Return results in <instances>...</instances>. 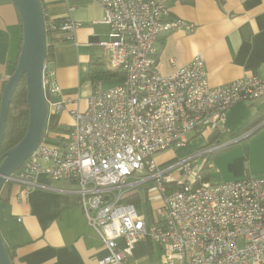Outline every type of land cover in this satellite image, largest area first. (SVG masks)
I'll return each mask as SVG.
<instances>
[{
	"label": "built area",
	"instance_id": "1",
	"mask_svg": "<svg viewBox=\"0 0 264 264\" xmlns=\"http://www.w3.org/2000/svg\"><path fill=\"white\" fill-rule=\"evenodd\" d=\"M95 2L109 27L108 41L99 45L107 52L108 67L122 69L125 80L107 90L98 83L86 109L70 111L64 139L55 144L42 139L6 183L21 186L25 195L40 187L39 174L75 183L87 224L107 251L101 264H133L135 246L145 239L167 248L166 264H264V175L199 182L197 161L206 162L208 154L224 146L218 144L163 167L154 161L159 153L183 147L193 132H219L229 109L264 96V79L245 75L212 87L200 55L160 75L159 36L192 32L194 26L165 21L169 0ZM55 25L45 21V32L71 34L78 27L70 19ZM53 76L44 62L49 116L59 115L65 103ZM150 181L156 206L148 221L123 199Z\"/></svg>",
	"mask_w": 264,
	"mask_h": 264
},
{
	"label": "crops",
	"instance_id": "2",
	"mask_svg": "<svg viewBox=\"0 0 264 264\" xmlns=\"http://www.w3.org/2000/svg\"><path fill=\"white\" fill-rule=\"evenodd\" d=\"M40 3L46 20L62 24L70 19L78 24L73 33L60 32L53 42L49 43L46 38L45 62L53 71V81L65 102L59 115L48 117L47 125L68 127L71 125L70 111H84L93 92L87 81L90 58L98 56L107 63V52L99 44L108 41L109 27L102 23L103 12L95 0H40ZM176 20L191 24L194 29L159 36L156 65L160 75L168 76L200 55L212 87L245 75L264 79V0H221L220 3L217 0H192L190 5L169 0L165 21ZM20 47L21 24L16 8L11 0H0V104ZM118 84L120 81L113 79L100 82L99 86L107 90ZM225 117L226 123L219 135L214 133L218 137L214 143H209L213 134L193 132L187 137L185 145L195 137L201 138L200 144H192L190 154L215 144L224 145L211 153L212 161L206 168L210 173H205L207 181L204 182L210 183L211 177L216 181L210 184L262 177L264 96L237 103ZM253 118L261 122L253 128L251 124L248 128L252 129L241 134ZM236 134L241 135L236 137ZM203 159L197 161L200 168L205 163ZM36 182L40 187L27 195L15 184L7 193H0V234L6 250L12 254V263L101 264L107 251L87 224L74 193L75 183L55 182L46 174H39ZM151 187L154 188L152 181L126 195H137L139 202L134 205L135 210L148 220L152 217V208H147V191ZM144 241L135 246L134 252Z\"/></svg>",
	"mask_w": 264,
	"mask_h": 264
},
{
	"label": "water",
	"instance_id": "3",
	"mask_svg": "<svg viewBox=\"0 0 264 264\" xmlns=\"http://www.w3.org/2000/svg\"><path fill=\"white\" fill-rule=\"evenodd\" d=\"M21 23V47L13 73L7 80L0 104V150L11 98L23 77L26 82L28 124L23 138L0 154V193L41 143L49 117L48 93L42 87L47 55L45 17L40 0H11ZM0 264H13L0 234Z\"/></svg>",
	"mask_w": 264,
	"mask_h": 264
},
{
	"label": "trees",
	"instance_id": "4",
	"mask_svg": "<svg viewBox=\"0 0 264 264\" xmlns=\"http://www.w3.org/2000/svg\"><path fill=\"white\" fill-rule=\"evenodd\" d=\"M173 1H178L182 4H188V5L192 4V0H173ZM217 1L219 3L221 2V0H217ZM45 21L47 20L45 19ZM60 25L61 24L56 23L55 26L59 27ZM45 33H46V38L48 42L50 43L55 40L56 36L60 33V31L58 29H55L54 31H51V32L47 31ZM17 59L13 65L10 75L13 73L15 69ZM113 79L119 80L120 83H122L125 80V72L120 68L116 70H112L108 67L107 63L102 62V59H100L98 56H92L88 63L87 81L92 85L93 90L96 88V85L98 83L110 81ZM26 94H27L26 82H25V77H23L21 81L19 82V84L17 85L16 90L13 93L12 98H11V103H10V108H9L8 115H7L0 154H3L6 151H8L11 147L17 144L25 135L27 124H28V107H27V102H26ZM260 122L261 120L254 121V118H253L247 124V128L251 124H252L251 127L253 128L255 125H257ZM251 127L248 129L244 128L243 130H241L240 131L241 134H244L245 132L252 129ZM67 133H68L67 126H59V125L50 123L48 125L46 124L43 139H45L48 143L55 144L63 140L64 137L67 135ZM217 133L218 131L215 132V134ZM215 134L213 133L209 143H214L215 140L218 138ZM241 134H236L234 136L238 137ZM212 156L211 154H208L206 156L207 158L206 162L203 164L199 172V175H200L199 182L207 181L206 175H205L206 172L204 171L207 168V166L210 164L212 160ZM19 171L20 170H18L16 173H18ZM11 185H13V183H10V182L6 183L2 191L7 193V190L10 188ZM171 188L174 189L176 187L172 186ZM146 198H147V195H146ZM123 202L127 204H132L134 206L135 204L139 202V199L136 194H133L128 197L125 196V198L123 199ZM7 253L9 257L12 259V254L8 251Z\"/></svg>",
	"mask_w": 264,
	"mask_h": 264
},
{
	"label": "rangeland",
	"instance_id": "5",
	"mask_svg": "<svg viewBox=\"0 0 264 264\" xmlns=\"http://www.w3.org/2000/svg\"><path fill=\"white\" fill-rule=\"evenodd\" d=\"M200 137H195V139H192L187 145L184 146L181 150L177 151H172V150H167L165 152L159 153L154 156V161L158 166H166L168 164H171L175 161L187 158L189 156L194 155L196 152L189 153V150L193 147L192 144L198 145L200 144ZM201 161L200 159H198ZM212 161V160H211ZM205 169L204 172L209 174V169L206 171ZM216 181L215 177H211L209 179L210 183H214ZM148 200L149 203L147 204V208H153L156 206L153 200H151L155 194L156 191L153 187L149 188L148 191ZM144 241V240H143ZM167 248H161L160 246L154 244L150 240H146L142 243L141 247L136 250L133 254V264H166V255H168V251L166 250Z\"/></svg>",
	"mask_w": 264,
	"mask_h": 264
}]
</instances>
